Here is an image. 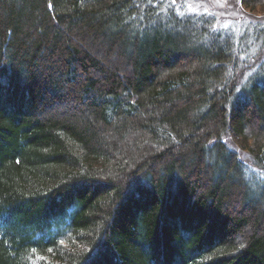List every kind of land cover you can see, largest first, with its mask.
Here are the masks:
<instances>
[{"label":"trees","instance_id":"16d2710c","mask_svg":"<svg viewBox=\"0 0 264 264\" xmlns=\"http://www.w3.org/2000/svg\"><path fill=\"white\" fill-rule=\"evenodd\" d=\"M213 25L168 0H0V264H264V177L232 145L264 166V58L243 69L264 23ZM59 99L84 118L46 115Z\"/></svg>","mask_w":264,"mask_h":264},{"label":"rangeland","instance_id":"374dc122","mask_svg":"<svg viewBox=\"0 0 264 264\" xmlns=\"http://www.w3.org/2000/svg\"><path fill=\"white\" fill-rule=\"evenodd\" d=\"M174 5L178 10H184L193 16H198L206 21L208 20V22L214 24L213 27H219L238 34H248L252 37L255 33L254 27L256 24L264 23V6L253 10L243 6L240 3V0H176ZM263 43L264 41L259 44L263 45ZM256 45L257 51H255L254 55L252 54L255 60L251 58L250 61L252 63L248 66H244L243 69H248L250 67L254 68L263 60L264 57L261 52L263 51L264 46H258V43ZM82 107V105L75 102L62 101L59 99L46 105L44 111L46 112V115L58 113L72 118L81 119L84 118ZM138 134L137 131H132L126 137H123L113 131L109 133V140H113L114 142L120 141L121 143L119 147L125 151V145L129 143L131 138L135 141L140 138V141H142L141 137H138ZM232 145L237 149L236 151H238L240 157L252 165L253 172L256 175L264 177V166L260 167L259 165H254V159L246 148H240L238 144L233 141ZM117 148L113 150L114 153H116ZM239 208H241V203L236 202L235 210H239Z\"/></svg>","mask_w":264,"mask_h":264},{"label":"snow or ice","instance_id":"6c2138e0","mask_svg":"<svg viewBox=\"0 0 264 264\" xmlns=\"http://www.w3.org/2000/svg\"><path fill=\"white\" fill-rule=\"evenodd\" d=\"M171 2L173 3V4H175L176 3V0H171ZM50 7H51V5H49Z\"/></svg>","mask_w":264,"mask_h":264}]
</instances>
